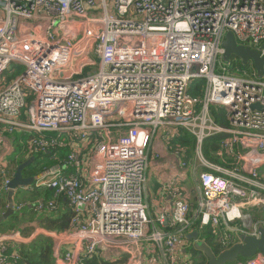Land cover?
<instances>
[{
    "label": "built area",
    "instance_id": "1",
    "mask_svg": "<svg viewBox=\"0 0 264 264\" xmlns=\"http://www.w3.org/2000/svg\"><path fill=\"white\" fill-rule=\"evenodd\" d=\"M229 31L263 57L264 0H0V80L12 63L24 66L0 84V201L12 190L13 155L58 160L69 148L22 187L55 199L14 202L15 212L38 213L69 203L68 228L35 222L30 236L52 239L51 264H189L195 223L225 249L241 234L260 236L264 73L224 60ZM197 79L206 80L202 98L189 93ZM181 129L195 137L189 153L168 147ZM22 134L32 137L17 145ZM219 134L228 137L206 156L205 140ZM152 149L175 162L159 191L170 201L155 215L145 198ZM190 164L199 171L191 190L179 185ZM19 236L0 235V264L19 263ZM229 264H264V253Z\"/></svg>",
    "mask_w": 264,
    "mask_h": 264
},
{
    "label": "trees",
    "instance_id": "2",
    "mask_svg": "<svg viewBox=\"0 0 264 264\" xmlns=\"http://www.w3.org/2000/svg\"><path fill=\"white\" fill-rule=\"evenodd\" d=\"M234 62L236 65H239L243 69H247L249 71L252 70V68L249 66V64H245L240 58L233 56ZM17 69H21L22 65L16 64ZM206 80L204 79H197L194 80L191 84V87L189 89V93L193 97L202 98L204 94V85ZM213 112L215 111L214 107L212 108ZM32 136L27 134L22 135H16L15 142L17 145L20 144V140L26 141ZM228 136L226 134H219L214 135L209 138H207L204 142V153L206 156L211 157L212 150L216 149L218 147V144L221 143V141ZM195 144V137L190 134L187 130L181 129L180 134L175 136L171 141L170 145H168L170 148L174 149L175 147L182 146V147H189L188 153L194 149ZM69 153V148H62L58 151V160L53 157V152H45L40 155L36 156H30L28 159L33 157V162L24 170V175L27 177L35 176L40 171H42L45 168H49L50 166L59 163L60 160H63L67 157ZM25 153H20L19 157L21 156L22 159L19 160V157L13 158V160H16V162L23 163L26 160V157L23 156ZM34 165V169H32V166ZM49 190V189H48ZM47 191V190H46ZM53 191V190H51ZM31 193H34V197L29 200L30 203L34 202L35 200L41 198L42 196L45 197L46 200H53L55 198H49L48 191L43 192L39 189H34L33 191H29ZM42 192V194H41ZM60 205L62 207L61 210H59L57 213H38V211L31 206H28L26 209H24L21 212H16L15 215L11 216L9 220L1 222L0 226L6 225L7 228L5 229L6 232H12L17 229L16 227L19 225V223L22 221V219H25V221L30 222H37L39 226L46 228L48 230H62L64 228H68L70 224V220L74 213L72 212L69 203L65 200L59 199ZM4 202V203H3ZM5 205V201H0V204ZM60 207V208H61ZM194 229L200 231L199 225L194 224ZM34 228L26 229L27 234H30ZM202 235V239L207 242L209 245L211 241L213 242L214 236L212 231L210 229H206L200 233V236ZM21 259L19 263L17 264H51L52 262V252H53V241L50 237L47 236H40L33 240L29 244H24L19 249ZM204 258V264L208 263V259L205 255H203ZM124 260L120 261H105L102 259H99L96 256L87 257L84 261V264H115V263H121Z\"/></svg>",
    "mask_w": 264,
    "mask_h": 264
},
{
    "label": "water",
    "instance_id": "3",
    "mask_svg": "<svg viewBox=\"0 0 264 264\" xmlns=\"http://www.w3.org/2000/svg\"><path fill=\"white\" fill-rule=\"evenodd\" d=\"M223 47L225 48L223 56L225 61H229L233 56H236L245 64L253 63L259 76L263 75L264 56L261 57V52L259 50L248 45L237 43L235 35L231 31L226 34ZM257 106L258 105H254L253 107L255 108ZM32 162L33 158L18 165L15 176L10 183L12 190L8 194V207L6 212L0 216V222L16 214L13 199L15 190L28 186L34 182V177H25L23 175L24 170ZM259 233V237L241 234L239 242L222 251L220 254L215 252L207 242L200 238L198 231L190 233L188 235V239L195 241L198 249L204 252L208 259L207 264H229L235 262L240 257H251L258 251H262L264 253V227L259 228Z\"/></svg>",
    "mask_w": 264,
    "mask_h": 264
},
{
    "label": "crops",
    "instance_id": "4",
    "mask_svg": "<svg viewBox=\"0 0 264 264\" xmlns=\"http://www.w3.org/2000/svg\"><path fill=\"white\" fill-rule=\"evenodd\" d=\"M11 139L12 140L16 139V136H13V138H11ZM152 151L153 152H152V155L150 157L149 168L147 171L148 181H147V189H146L145 198H146V201L148 202V204H150L149 207H150L151 215H155V214H157L158 208L160 206H162L163 204L168 203L170 201V199H167V197L164 200L161 197L159 191H160V186H161L162 181L165 179H168L171 169L174 168L175 162L172 158H166L171 152L166 153L165 151H163V154L159 158H157L156 155L158 152L155 149H152ZM19 164H20V162H19ZM199 169H201V168L198 167V170ZM149 171H150V174H149ZM184 172H185V174L188 175V178L185 181L180 182L179 185H184L189 190H191L197 182V175H198L199 171H197L196 166L190 164L189 170L184 171ZM188 181H190L191 184H189ZM39 190H42V191L47 193L46 190H48V189H39ZM49 190H51V189H49ZM1 201H5V205H3L4 202L2 204H0V216H2L7 210L8 196L5 199H2ZM191 206H192L191 212H195L197 209V196H196V194L192 195ZM9 218H7L6 220H3L2 222L9 220ZM35 226H36L35 222L25 221V219H22V221L16 227L17 229H15V231H12V232H6L5 231V229L7 228L6 225L0 226V235H2V234H16V233L18 235H20L18 238L19 243H17V242L12 243V244H14V246L19 245L18 248L20 249V247L22 245L29 244L33 240L38 238V237L30 238V236H32V234L34 232L33 230L30 234H27V232H26V229H29L32 227L34 228ZM15 248L17 249L16 246H15Z\"/></svg>",
    "mask_w": 264,
    "mask_h": 264
},
{
    "label": "rangeland",
    "instance_id": "5",
    "mask_svg": "<svg viewBox=\"0 0 264 264\" xmlns=\"http://www.w3.org/2000/svg\"><path fill=\"white\" fill-rule=\"evenodd\" d=\"M31 22L35 23L36 21L32 20ZM21 65V64H20ZM95 67L92 69H89L85 72V75H87L88 71H94ZM24 71V66H22L21 69H17L16 68V63H12L10 65L9 70H7L1 80H0V84H4L6 81L9 82L10 80H12L13 78H15L16 76L20 75L21 73H23ZM27 102H32L31 99H29V97H27ZM27 112V109H24V113ZM160 135H163L164 137V142H168V140L170 139V135L167 134H163L162 132H160ZM16 155L13 156V158H15ZM22 159V157H19V160ZM34 165L32 166V169H34ZM150 174V171H149ZM189 184L190 181H188ZM48 194H49V198H55L54 196V192L51 190H47ZM44 192V191H43ZM42 194V192H41ZM34 197V193H31L29 191H26L24 189H19L18 192L15 194L14 196V202L18 203V202H29L30 199H32ZM41 198H45L44 196H42ZM150 205V204H149ZM201 239H202V235H201ZM215 239V238H214ZM202 241V240H200ZM200 243V242H199ZM210 246L212 247V249L217 252L218 254H220L222 251L226 250L222 245H220L219 243V239L216 238L213 242L211 241ZM228 248V247H226ZM188 254L190 256L188 262L189 264H204V258L203 255L204 252L201 251L200 249H198V246L196 245L195 241H191L188 244Z\"/></svg>",
    "mask_w": 264,
    "mask_h": 264
},
{
    "label": "clouds",
    "instance_id": "6",
    "mask_svg": "<svg viewBox=\"0 0 264 264\" xmlns=\"http://www.w3.org/2000/svg\"><path fill=\"white\" fill-rule=\"evenodd\" d=\"M200 238H201V236H200Z\"/></svg>",
    "mask_w": 264,
    "mask_h": 264
}]
</instances>
